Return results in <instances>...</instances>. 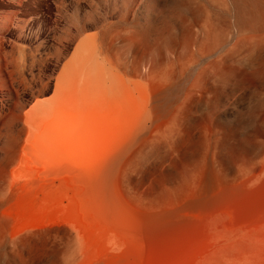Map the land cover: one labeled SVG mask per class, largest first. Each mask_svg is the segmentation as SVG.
Wrapping results in <instances>:
<instances>
[{
  "label": "rangeland",
  "instance_id": "374dc122",
  "mask_svg": "<svg viewBox=\"0 0 264 264\" xmlns=\"http://www.w3.org/2000/svg\"><path fill=\"white\" fill-rule=\"evenodd\" d=\"M174 1L0 0V264H264V53H248L247 62L236 55L214 56L213 71L208 59L199 63L183 79L181 101L204 72L201 84L221 95L212 92L196 107L173 113L166 125L153 129L141 142L140 154L118 170L119 190L136 211L171 209L176 178L185 180L190 196L199 195L208 178L205 167L197 169L191 163L199 159L205 164L199 151L205 129L247 108V118L236 121L233 141L237 155H248L251 174L243 193L232 202L189 226L171 224L155 235L140 228L129 243L105 226L95 210L88 235L75 224L32 223L45 216L46 209L35 205L29 186L34 167L28 151L43 139L36 134L35 122L45 109L56 111L55 101L66 97V91L56 87L58 78L75 69L90 70L82 60L93 49L86 42L90 36H96L102 60L127 55L129 42L121 37L133 33L137 18L143 21L144 6L170 10ZM195 1L207 5L206 0ZM197 20L207 18L188 19ZM189 35L186 25L178 36L158 34L141 44L135 55L149 56L156 49L165 51L167 45L180 50ZM238 39L231 34L224 49L235 47ZM244 70L249 72V91L239 100L231 96L230 88ZM69 82L74 112L60 115L47 137L63 145L62 157L93 182L94 170L114 154L121 127L112 124L115 109L109 89L97 95L72 78ZM78 113L85 122L77 121ZM241 130L248 141L245 150L238 144ZM236 176L232 171L229 178L235 181Z\"/></svg>",
  "mask_w": 264,
  "mask_h": 264
},
{
  "label": "bare ground",
  "instance_id": "6f19581e",
  "mask_svg": "<svg viewBox=\"0 0 264 264\" xmlns=\"http://www.w3.org/2000/svg\"><path fill=\"white\" fill-rule=\"evenodd\" d=\"M206 4L176 0L171 3L170 10H160L156 5L144 6L143 21L139 22L137 18L133 33L121 37L129 42L127 55L109 62L102 60L96 36L87 38L86 42L93 45V49L86 52L82 60L90 65V70L79 68L73 70L72 75L59 77L56 87L66 91V97L55 101L56 111L45 109L43 118L40 120V116L35 122L36 134L43 139L28 151L34 167L28 178L29 186L34 190L35 205L44 207L46 214L35 219L34 226L65 222L75 224L80 233L88 235L90 215L95 210L105 226L120 232L129 243L140 228L148 235H155L171 224L189 226L208 217L212 211L222 209L243 193V185L250 180V159L246 152L236 154L233 140L236 121L239 117L247 118V108L236 110L234 116L227 117L221 125L205 129L199 149L205 164L201 165L199 159L191 162L197 169L205 167L209 174L199 195H187L185 180L178 177L174 180V206L171 209L139 213L123 198L118 187V170L140 154L141 142L153 129L166 125L173 113L196 107L206 95L212 92L221 95L201 84L204 72L203 78L188 90L185 101H181L183 79L199 63L208 59L213 71L215 61L211 58L214 56L224 59L226 55H236L241 62H247L248 53H264V0H206ZM190 15L198 17L199 21L205 17L207 21L190 22ZM185 25L191 35L181 43L180 50L167 45L165 51L156 49L149 56L147 52L139 57L135 55L141 44L153 36H178ZM233 33L239 39L235 47L225 50ZM248 74V70H244L241 78L233 80L231 96L235 95L239 100L248 97ZM71 78L77 86H88L97 95H105L109 89L115 109L112 124L121 127L114 154L94 170L93 182L62 157L63 145L47 137L60 115L74 112L68 96ZM77 121L83 123L85 118L78 116ZM238 133V144L245 150L248 145L246 132ZM232 171L237 172L235 181L229 178ZM2 238L0 236V246L3 245Z\"/></svg>",
  "mask_w": 264,
  "mask_h": 264
}]
</instances>
